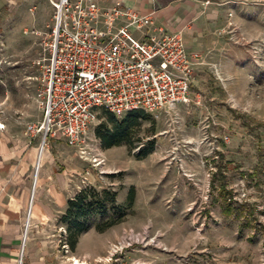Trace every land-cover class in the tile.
Returning a JSON list of instances; mask_svg holds the SVG:
<instances>
[{
    "label": "rangeland",
    "instance_id": "obj_1",
    "mask_svg": "<svg viewBox=\"0 0 264 264\" xmlns=\"http://www.w3.org/2000/svg\"><path fill=\"white\" fill-rule=\"evenodd\" d=\"M208 1L220 3L218 37L228 52H220V61L234 76L212 91L219 123L212 131L220 137V152L208 155L212 140L197 145L206 115L200 118L197 144L164 133L178 126L192 132L197 125L185 122L187 111L172 125L164 115L144 113L130 127L128 140L104 147L96 132L115 126L109 112L101 110L87 144L47 141L43 151L61 177L55 181L58 197L45 194L46 216L29 221L16 264H264V0ZM52 25L48 0H25L0 11V123L14 138L31 137L27 126L43 119ZM128 114L114 116L121 122ZM226 135L228 142L222 139ZM159 139L166 140L164 146L157 147ZM152 142L154 150L164 152L148 165L149 155L139 153ZM97 152L104 162L95 160ZM174 157H183L187 175ZM127 168L155 173L152 182L134 188L131 202V188L121 177ZM90 189L92 200L104 209L95 207L83 220L86 229L72 250L61 218L68 201ZM34 206L42 211L35 200Z\"/></svg>",
    "mask_w": 264,
    "mask_h": 264
},
{
    "label": "built area",
    "instance_id": "obj_2",
    "mask_svg": "<svg viewBox=\"0 0 264 264\" xmlns=\"http://www.w3.org/2000/svg\"><path fill=\"white\" fill-rule=\"evenodd\" d=\"M49 1L53 25L43 73V119L27 126L28 133L41 137L42 150L49 139L73 146L92 141L101 110L118 117L142 111L175 123L177 107L192 102L195 67L202 64L200 55L187 51L182 32L156 29L152 14L140 16L121 4L103 9L100 0ZM146 27L151 31L145 32ZM136 32L142 38H136ZM201 124L197 145L212 140L208 155L215 154L220 137L212 129L219 125L217 116L208 113ZM222 139L228 142L230 137ZM97 156L98 162L105 161L101 152ZM176 161L187 175L183 157ZM28 231L29 222L23 236ZM25 246L22 241V250Z\"/></svg>",
    "mask_w": 264,
    "mask_h": 264
},
{
    "label": "crops",
    "instance_id": "obj_3",
    "mask_svg": "<svg viewBox=\"0 0 264 264\" xmlns=\"http://www.w3.org/2000/svg\"><path fill=\"white\" fill-rule=\"evenodd\" d=\"M24 1L0 0V11ZM116 4L132 9L140 16L152 14L153 27L156 29L166 33L182 32L187 51L200 55L204 65L195 67V79L190 91L192 102L177 107L179 116L187 111L189 116H185V122L190 121L197 126L192 128V132L183 133L184 129L180 126L173 131L170 129L171 131L164 132L171 134L175 139L182 138L184 142L197 144L200 139V118L208 113L215 114L217 105H214V87L220 88V82L225 86V82L234 78L226 72L223 61H220V52L222 55L228 53L225 46L220 44V37L217 35L220 30V3H211L208 0H100L103 9L113 8ZM148 31H151L150 27L145 28V32ZM135 36L142 38L139 32H136ZM211 67L215 68L216 77ZM180 129L181 133L178 132ZM212 133L218 136L213 131ZM25 136L23 133L14 138L8 133L6 126L5 129H0V264H16L18 260L28 207V214L33 212L32 219L39 218L44 215L42 207L45 205V194H49V199L58 197L59 186L55 181L61 177L49 166V156L46 152L33 193L40 136ZM164 142L166 140L159 139L157 147L164 146ZM160 152H164L163 148L153 149L147 154L148 165H151L154 156H160ZM121 172L124 173L121 177H125L122 184L133 189L140 187V184L152 182L149 181L150 177L155 175L153 171L143 174L138 169L133 171L129 168ZM30 195L32 200L29 206ZM34 200L41 207V212L34 206ZM28 264L34 263L32 261Z\"/></svg>",
    "mask_w": 264,
    "mask_h": 264
},
{
    "label": "trees",
    "instance_id": "obj_4",
    "mask_svg": "<svg viewBox=\"0 0 264 264\" xmlns=\"http://www.w3.org/2000/svg\"><path fill=\"white\" fill-rule=\"evenodd\" d=\"M110 114V121L114 124V130L107 129L106 133L102 131H97L96 135L103 142L104 147L110 148L121 144L123 141L128 140L129 129L136 122L138 117H142L144 112L142 111H134L127 115V117L119 122L116 117ZM130 142V141H129ZM154 149V142L150 143L147 149L141 150L139 156L143 157L149 154ZM225 179V177H223ZM91 189L89 191H82L78 195H76L73 199H70L67 203V209L65 214L61 218V222L68 225L69 231V239L68 246L74 250L79 235L86 229V226L83 220L88 217L91 213H93L98 207L99 210L104 209L103 205L95 203L92 200V196L90 195ZM134 197V189L131 188L129 193L130 202ZM112 224H108L100 227L104 229L106 226H111Z\"/></svg>",
    "mask_w": 264,
    "mask_h": 264
},
{
    "label": "bare ground",
    "instance_id": "obj_5",
    "mask_svg": "<svg viewBox=\"0 0 264 264\" xmlns=\"http://www.w3.org/2000/svg\"><path fill=\"white\" fill-rule=\"evenodd\" d=\"M40 149H42V148L40 147ZM43 155H44V151L41 150L40 153H39V155H38V157H37L36 172H35V176H34V178H35V186H34V188H33V193H34V189H35V187H36V184H37V181H38V178H39V169H40L41 161H42V159H43ZM32 197L34 198V194H32ZM31 200H32V199H31ZM31 218H32V211H31V213L29 214V220L27 219L28 222L31 221ZM26 239H27V236L24 235V236H23V242H26ZM23 252H24V249H23L22 252H21V256H22ZM75 264H85V263H81V262H79V261H76Z\"/></svg>",
    "mask_w": 264,
    "mask_h": 264
},
{
    "label": "water",
    "instance_id": "obj_6",
    "mask_svg": "<svg viewBox=\"0 0 264 264\" xmlns=\"http://www.w3.org/2000/svg\"><path fill=\"white\" fill-rule=\"evenodd\" d=\"M28 220H29V214H28ZM28 220H27V222H28Z\"/></svg>",
    "mask_w": 264,
    "mask_h": 264
}]
</instances>
